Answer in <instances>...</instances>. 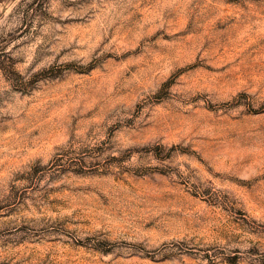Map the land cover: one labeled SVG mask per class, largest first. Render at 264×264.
I'll return each instance as SVG.
<instances>
[{
	"label": "rangeland",
	"instance_id": "rangeland-1",
	"mask_svg": "<svg viewBox=\"0 0 264 264\" xmlns=\"http://www.w3.org/2000/svg\"><path fill=\"white\" fill-rule=\"evenodd\" d=\"M0 264H264V0H0Z\"/></svg>",
	"mask_w": 264,
	"mask_h": 264
}]
</instances>
